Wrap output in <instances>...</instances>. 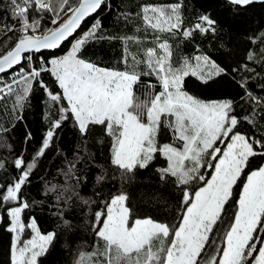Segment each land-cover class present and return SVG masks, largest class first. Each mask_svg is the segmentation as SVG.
<instances>
[{
    "label": "snow or ice",
    "instance_id": "snow-or-ice-1",
    "mask_svg": "<svg viewBox=\"0 0 264 264\" xmlns=\"http://www.w3.org/2000/svg\"><path fill=\"white\" fill-rule=\"evenodd\" d=\"M255 2L228 0L237 7ZM108 7V0H78L75 5L69 0H0V9L10 12L14 21L5 23L6 17L0 12V33L16 34L13 46L0 56V74L19 66L11 81L0 86V100L14 96L13 110L23 109L35 83L56 105L50 109L56 118L50 119L49 130L32 162L16 158L14 165L20 175L12 185L0 186L3 188L0 207L8 205L4 208L9 218L7 231L16 234L11 242V264H39V258L56 239L55 232L42 234L35 219L28 223L22 220V213L31 207L23 198L22 188L30 182L36 161L50 147L56 130L68 120L74 122L82 138L94 135L95 126H100L103 134L111 138L110 162L120 171L122 184L128 183L137 170L147 169L158 156L163 157L166 166L156 168V172L162 181L170 180L180 189V204L184 209L180 222L169 225L151 217L135 218L125 192L111 195L103 209L94 213V250L80 253L76 264H84L86 258L89 264H264V235H261L264 233V164L246 174L234 222L224 235L225 246L219 249L221 258L205 251L210 234L233 196L234 186L250 167L251 158L264 160V129L259 137L237 130L241 120L258 126L255 105L252 116L238 118L232 100L205 101L185 90L186 77L195 76L207 83L227 75V69L206 55L195 56V64L189 58L173 61L170 39L179 36L190 40L196 33L215 34L217 21L210 14H200L192 26L185 27L184 5L182 0H177L166 5H141L135 13L141 24L132 35H98L99 18L87 31L76 35L86 18ZM122 15L128 21L133 14ZM102 39L122 41L123 69L100 67L81 58L86 44ZM250 39L255 42L256 38ZM260 39L264 43V33ZM11 40L8 36L4 43ZM149 40L152 46L146 47ZM65 42L71 43L66 54L57 57L53 53L50 59L43 56L42 50L59 49ZM35 53H40L36 57L39 63L33 64ZM260 55L264 57V51ZM248 59L255 60V54L250 52ZM244 67L247 69V65ZM45 73L55 78L61 91L54 93L48 88L42 79ZM143 77H154L155 82H146ZM240 86L245 88L249 101H255L264 110V98L248 92L246 81ZM140 89L144 90V99L137 95ZM16 119L22 116L17 115ZM260 119L264 120V115ZM164 130L170 133L171 141L160 143L158 137ZM8 131L0 127V132ZM26 139H31L30 133ZM3 167L0 163V168ZM74 168L75 164L70 162L69 171L64 173L66 179L73 176ZM207 168L213 169L210 179H205L201 172ZM105 178L101 174L97 180L103 182ZM194 181H203V186L194 192L182 187ZM55 187L50 190L54 191ZM62 196L63 192L57 200ZM26 228L34 235L21 240ZM257 243L261 245L259 248Z\"/></svg>",
    "mask_w": 264,
    "mask_h": 264
},
{
    "label": "trees",
    "instance_id": "trees-1",
    "mask_svg": "<svg viewBox=\"0 0 264 264\" xmlns=\"http://www.w3.org/2000/svg\"><path fill=\"white\" fill-rule=\"evenodd\" d=\"M77 2L78 0H69L73 5ZM175 2L177 0H108L109 7L98 10L92 18H88L76 35L87 31L97 18L101 22L98 35L103 34L106 37L132 35L141 24L139 18L135 16L141 5H166ZM182 2L185 27L192 26L200 14H210L217 21L218 27L215 34L196 33L190 40H184L179 36L170 39L169 43L174 47V63L184 58H189L193 62L195 56L206 55L225 67L228 73L207 83L194 76L186 77L185 90L205 101L232 100L234 114L238 118L252 116L255 105L258 126L241 120L237 130L259 137L264 129V120L260 119V115H264V110L255 101H249L245 88L240 84L246 81L248 92L254 97L264 98V57L260 55L264 51V43L260 39L261 33H264V4L237 7L227 0ZM0 12L6 17L5 23H14L10 12L3 9H0ZM124 13L133 15L126 21L122 15ZM42 24L53 27L48 21H42ZM8 36H11L12 40L5 44ZM252 37L256 38L255 42L250 39ZM15 40L16 34L8 33L5 36L0 33V56L10 50ZM152 43L149 40L145 46H152ZM70 47L71 43L68 42L53 53L57 57L62 56ZM250 52L255 54V60L248 59ZM53 53L45 52L43 56L50 59ZM122 54L123 43L120 39L92 40L80 53L81 58L90 60L100 67L117 69L124 67L120 63ZM39 56L40 54H33L35 64L36 57ZM42 79L54 93L61 91L55 78L50 74H43ZM143 79L146 82L149 80L155 82L154 77ZM156 91H159V88ZM137 95L144 99V90L137 91ZM14 99V96H5L0 101V127L9 129L8 132H0V163L4 165L0 168V186L12 185L20 175V170L14 165L16 158L22 157L26 163L32 162L49 130L50 119L56 118L50 111L56 105L50 102L44 89L35 83L23 109L13 110ZM17 115L22 116V119L17 120ZM92 131L94 135L82 138L74 122L65 121L56 130L53 142L45 154L36 161V167L29 178L30 182L22 188L23 198L31 205L22 213V220L28 223L35 219L42 234L56 233V239L49 246L48 252L39 258V264H76L80 253H91L94 250V213L102 210L104 202L119 191L127 194V204L135 218L151 217L169 225L180 222L181 213L184 211L180 204V189L170 180L162 181L156 172V168L166 166L165 159L158 156L147 169L137 170L128 183L122 184L120 171L110 162L111 138L103 134L100 126L93 127ZM29 133L31 139H26ZM158 139L161 143L170 141V133L164 130ZM70 162L75 164L74 174L66 179L64 173L69 171ZM261 164H264V160L260 157L251 158L250 167L245 169V173L234 186L233 196L226 205V211L221 214L213 233L209 236L205 251L212 252L217 259L222 255L219 249L225 246L224 235L234 222V213L237 210L243 182L246 181V174ZM201 172L204 173L205 179H208L213 170L207 168L201 169ZM101 174L106 178L103 182H98L97 177ZM114 176L116 179H113ZM52 186H56L54 191L50 190ZM201 186L203 181H194L191 185L182 187L194 192ZM64 188H67V191H63ZM0 191H3L2 187ZM61 192L63 196L57 200ZM85 200L91 203H85ZM7 206L5 204L0 207V264H11L10 248L15 236V233L7 231L9 218L4 211ZM65 221L69 223L65 224ZM30 237L31 230L26 228L22 238ZM260 246L257 243V247ZM84 264H89L87 258Z\"/></svg>",
    "mask_w": 264,
    "mask_h": 264
},
{
    "label": "water",
    "instance_id": "water-1",
    "mask_svg": "<svg viewBox=\"0 0 264 264\" xmlns=\"http://www.w3.org/2000/svg\"><path fill=\"white\" fill-rule=\"evenodd\" d=\"M227 1H228V0H227ZM253 4H264V0H256V2L253 3ZM95 14H96V13H95ZM95 14H93L92 16H90V17H88V18H92ZM88 18H86V20H88ZM86 20H85V21H86ZM85 21H84V22H85ZM84 22H83V23H84ZM83 23L81 24V27H82ZM81 27H80V28H81ZM79 30H80V29L77 30V33L79 32ZM77 33H76V34H77ZM70 39H71V38H70ZM67 43H68V42H65L63 45H65V44L67 45ZM63 45H62V47H63ZM62 47H61V48H62ZM61 48H59V49H61ZM59 49H54V50H42V52H43V53H45V52L53 53V52H55V51H57V50H59ZM35 54H40V53H35ZM18 67H19V66H17V68H18ZM13 70H14V69H13ZM15 70H16V69H15ZM10 71H12V70H9V72H10ZM9 72H8V73H9ZM1 75H4V74H0V76H1Z\"/></svg>",
    "mask_w": 264,
    "mask_h": 264
},
{
    "label": "built area",
    "instance_id": "built-area-1",
    "mask_svg": "<svg viewBox=\"0 0 264 264\" xmlns=\"http://www.w3.org/2000/svg\"><path fill=\"white\" fill-rule=\"evenodd\" d=\"M33 59H34V58H33ZM36 60H37V59H36ZM32 63L35 64L34 60L32 61ZM37 63H39L38 60H37ZM18 70H19V68H16V70L14 69V70L10 71L9 73H6L5 75H1L0 77H3V81L0 82V86H2V83L10 82L11 79H12V73H13L14 71H18ZM0 101H1V100H0Z\"/></svg>",
    "mask_w": 264,
    "mask_h": 264
},
{
    "label": "rangeland",
    "instance_id": "rangeland-1",
    "mask_svg": "<svg viewBox=\"0 0 264 264\" xmlns=\"http://www.w3.org/2000/svg\"><path fill=\"white\" fill-rule=\"evenodd\" d=\"M53 27H55V25H53ZM192 63L195 64V60H194ZM194 77H195V76H194ZM196 78H197V77H196ZM197 79H198V78H197ZM199 80H201V79H199ZM201 81H202V80H201ZM170 136H171V135H170ZM170 141H171V139H170ZM170 141H167V142H170ZM167 142H162V143H167ZM160 143H161V142H160ZM220 147L223 148L224 145L221 144ZM212 170H213V169H212ZM212 173H213V172H212ZM208 179H210V177H209ZM15 235H16V234H15ZM32 235H34V234L31 232V236H32ZM30 238H31V237H30ZM30 238H29V239H30ZM21 240H27V239L22 238V235H21ZM221 256H222V255H221Z\"/></svg>",
    "mask_w": 264,
    "mask_h": 264
}]
</instances>
